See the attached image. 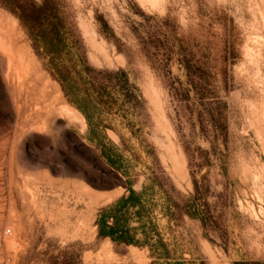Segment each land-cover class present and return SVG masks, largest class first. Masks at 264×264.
<instances>
[{
    "label": "rangeland",
    "instance_id": "rangeland-1",
    "mask_svg": "<svg viewBox=\"0 0 264 264\" xmlns=\"http://www.w3.org/2000/svg\"><path fill=\"white\" fill-rule=\"evenodd\" d=\"M43 9L115 93L94 134L34 45ZM0 32V264H160L96 225L146 185L171 260L264 264V0H0Z\"/></svg>",
    "mask_w": 264,
    "mask_h": 264
},
{
    "label": "trees",
    "instance_id": "trees-1",
    "mask_svg": "<svg viewBox=\"0 0 264 264\" xmlns=\"http://www.w3.org/2000/svg\"><path fill=\"white\" fill-rule=\"evenodd\" d=\"M27 26L51 74L61 84L68 101L86 116L91 128L90 134H94V110L99 109L102 103L113 100L115 93L94 83L87 60L72 41L69 31L59 25L47 10L39 12ZM116 75L127 78L124 70ZM94 139L102 144L99 137ZM110 162L115 164L111 159ZM148 190L147 185L141 191L130 187L127 195L101 208L96 219L98 236L120 244L148 247L155 261L160 264H185L171 260V253L155 225L154 211L149 205L153 198L148 197Z\"/></svg>",
    "mask_w": 264,
    "mask_h": 264
},
{
    "label": "bare ground",
    "instance_id": "bare-ground-1",
    "mask_svg": "<svg viewBox=\"0 0 264 264\" xmlns=\"http://www.w3.org/2000/svg\"><path fill=\"white\" fill-rule=\"evenodd\" d=\"M4 32V31H3ZM1 33V32H0ZM17 39V38H16ZM46 89V88H45ZM51 105V104H50ZM53 109V108H52ZM52 109H50V110H52ZM69 110V109H68ZM66 111V110H65ZM76 113H78L77 111H76ZM65 114H67V113H65ZM68 114H69V116H70V118L73 120V121H75V122H79L82 126L84 125V123H83V117L82 116H80V114L79 115H77V114H74V113H69L68 112ZM102 250V249H101ZM105 250H107V249H105ZM103 252V251H102ZM107 252V251H106ZM110 255V254H109ZM108 258H110V257H108ZM115 258V257H114ZM105 259V258H104ZM112 260V259H111ZM110 261V260H109ZM108 261V262H109ZM113 261V260H112ZM111 261V262H112ZM107 262V263H108ZM115 263V262H114ZM110 264V263H109ZM128 264V263H127Z\"/></svg>",
    "mask_w": 264,
    "mask_h": 264
}]
</instances>
